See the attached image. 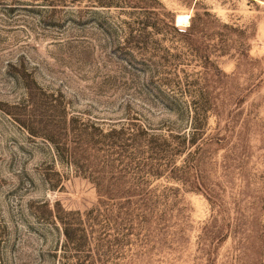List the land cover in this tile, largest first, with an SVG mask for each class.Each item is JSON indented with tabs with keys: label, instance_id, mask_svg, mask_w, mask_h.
I'll return each instance as SVG.
<instances>
[{
	"label": "rangeland",
	"instance_id": "374dc122",
	"mask_svg": "<svg viewBox=\"0 0 264 264\" xmlns=\"http://www.w3.org/2000/svg\"><path fill=\"white\" fill-rule=\"evenodd\" d=\"M0 264H264V0H0Z\"/></svg>",
	"mask_w": 264,
	"mask_h": 264
},
{
	"label": "bare ground",
	"instance_id": "6f19581e",
	"mask_svg": "<svg viewBox=\"0 0 264 264\" xmlns=\"http://www.w3.org/2000/svg\"><path fill=\"white\" fill-rule=\"evenodd\" d=\"M187 19H188L187 17H180L178 21L179 22H186Z\"/></svg>",
	"mask_w": 264,
	"mask_h": 264
},
{
	"label": "trees",
	"instance_id": "16d2710c",
	"mask_svg": "<svg viewBox=\"0 0 264 264\" xmlns=\"http://www.w3.org/2000/svg\"><path fill=\"white\" fill-rule=\"evenodd\" d=\"M57 150H59V149H57ZM64 234H65L66 237H68V232H67L66 229H64Z\"/></svg>",
	"mask_w": 264,
	"mask_h": 264
}]
</instances>
